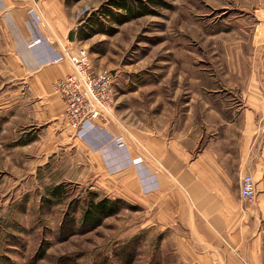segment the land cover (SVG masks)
Here are the masks:
<instances>
[{
	"label": "rangeland",
	"instance_id": "1",
	"mask_svg": "<svg viewBox=\"0 0 264 264\" xmlns=\"http://www.w3.org/2000/svg\"><path fill=\"white\" fill-rule=\"evenodd\" d=\"M44 1L57 9L63 1L67 26L77 30L87 12L107 0ZM144 1L148 14L122 24L105 22L106 33L71 40L88 50L98 70L114 76L111 123L118 116L133 132L179 126L191 115V102H213L210 94L232 97L219 74L262 67L264 0ZM59 16L47 12L49 20ZM3 27L0 264H187L178 260L173 228L162 227L159 213L130 195L113 198L123 200L124 208L96 228L80 225L76 200L89 192L108 196L82 165L85 154L65 114L50 117L34 105L38 99L25 89L28 80L20 79L21 63L14 61ZM59 184L68 195L63 201L51 193Z\"/></svg>",
	"mask_w": 264,
	"mask_h": 264
},
{
	"label": "crops",
	"instance_id": "2",
	"mask_svg": "<svg viewBox=\"0 0 264 264\" xmlns=\"http://www.w3.org/2000/svg\"><path fill=\"white\" fill-rule=\"evenodd\" d=\"M47 5L44 0H0V25L16 53L14 61L21 63L20 79L30 83L25 89L38 99L34 105L57 117L65 114V102L52 84L72 72V63L67 55L59 63L39 65L45 49L28 46L24 23L26 11L33 9L52 47L75 48L65 9L54 7L61 16L51 21L47 12L54 13V5ZM258 39L264 44V37ZM258 60L262 67L219 74L232 99L210 94L213 102H191V115L179 126L133 132L113 116L109 131L125 139V148L77 138L85 154L82 165L96 175L94 187L112 198L130 195L157 211L161 226L173 228L178 260L184 263L264 264V60ZM136 158L142 162L136 164ZM245 174L257 184L253 204L240 194Z\"/></svg>",
	"mask_w": 264,
	"mask_h": 264
},
{
	"label": "built area",
	"instance_id": "3",
	"mask_svg": "<svg viewBox=\"0 0 264 264\" xmlns=\"http://www.w3.org/2000/svg\"><path fill=\"white\" fill-rule=\"evenodd\" d=\"M24 23L28 31V46H41L45 49L44 56L38 61L39 65L59 63L67 55L70 58L72 72L52 84V89L65 102V117L70 130L85 140L99 138V141L114 143L116 148H125V139L113 137L109 131L111 110L115 101L112 72L98 70L86 48L75 47L64 52L52 47L43 36L42 21L35 10L26 11ZM134 162L140 164L142 158H136ZM240 194L249 204L256 202L257 184L253 175L245 174L242 177Z\"/></svg>",
	"mask_w": 264,
	"mask_h": 264
},
{
	"label": "trees",
	"instance_id": "4",
	"mask_svg": "<svg viewBox=\"0 0 264 264\" xmlns=\"http://www.w3.org/2000/svg\"><path fill=\"white\" fill-rule=\"evenodd\" d=\"M144 2V0H107L98 9L87 12L79 28L70 31L69 39H87L97 33H106L105 22L122 24L146 15L149 12ZM110 29L114 31L112 26ZM51 193L59 201H63L68 196L64 184L52 188ZM76 202L82 206L80 225L87 230L96 228L105 218L117 214L125 205L121 199L100 197L96 192H89L82 200Z\"/></svg>",
	"mask_w": 264,
	"mask_h": 264
}]
</instances>
